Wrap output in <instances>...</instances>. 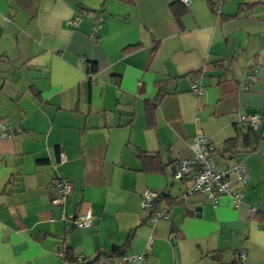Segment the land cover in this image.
I'll use <instances>...</instances> for the list:
<instances>
[{
  "label": "crops",
  "instance_id": "crops-1",
  "mask_svg": "<svg viewBox=\"0 0 264 264\" xmlns=\"http://www.w3.org/2000/svg\"><path fill=\"white\" fill-rule=\"evenodd\" d=\"M211 1L0 0V123L13 131L0 135V264H67L64 247L77 264H115L106 253L127 242L145 255L131 264H264V0H224L220 15ZM252 112L255 133L237 123ZM198 129L220 166L246 168L238 206L181 198L189 181L172 168ZM57 177L72 184L64 213L89 209L90 227L51 206ZM146 188L169 198L166 219L146 220Z\"/></svg>",
  "mask_w": 264,
  "mask_h": 264
},
{
  "label": "built area",
  "instance_id": "built-area-1",
  "mask_svg": "<svg viewBox=\"0 0 264 264\" xmlns=\"http://www.w3.org/2000/svg\"><path fill=\"white\" fill-rule=\"evenodd\" d=\"M184 5H188L190 0H180ZM215 10L217 13L221 12V6L224 0H213ZM82 14H77L67 20V25L71 28H78L81 22ZM98 25L92 27L89 36L95 38L96 29ZM87 78L92 79L93 75L90 72L86 74ZM247 81L242 84V89H249L250 86L256 81V68H251L247 74ZM191 92L196 95L202 94V89L193 84ZM261 122V115L257 112L240 114L237 123L256 129ZM1 137H10L12 129L10 126L6 129L0 123ZM214 146L201 130H196L192 137L191 155L180 158L174 167L172 173L173 179L182 180L187 179L189 186L182 192L181 198L187 199L196 195H203L207 201L213 205L218 204L223 196H228L231 200L232 206L236 207L242 199V188L245 186L248 173L242 163H236L233 166H220L214 159ZM60 162L64 161V154L60 153ZM237 174V182L234 183L231 179V174ZM72 192V184L68 179L57 177L51 186L50 204L53 207H62L61 218L68 219L71 223L79 228H87L92 225V213L89 209L79 214H65L63 206ZM159 193L153 189L146 188L142 191L140 196V209L145 213L146 220L153 224L158 220H164L168 217L169 206L156 204ZM249 215L254 216L257 214V208H250ZM264 218V209L261 210ZM245 256L244 252H238L237 257L239 260ZM144 253L140 254H124L116 259L115 264H131L141 262L144 260ZM89 264H108L102 258L93 260Z\"/></svg>",
  "mask_w": 264,
  "mask_h": 264
},
{
  "label": "trees",
  "instance_id": "trees-1",
  "mask_svg": "<svg viewBox=\"0 0 264 264\" xmlns=\"http://www.w3.org/2000/svg\"><path fill=\"white\" fill-rule=\"evenodd\" d=\"M119 1L125 2V3L131 2V0H119ZM210 5H211L210 7H211L214 14H216V15L221 14V12L220 13L216 12L213 0L210 2ZM240 12H241V9L238 10L237 14H239ZM158 102H159V99H156L155 101H153V103H151V104H149V106H147L148 109L150 106L157 105ZM248 131H250V132L252 131L253 133H255V130L252 128H249V127H248ZM247 137L248 136L246 135L245 140L247 139ZM258 139H259V136L255 135V140L258 141ZM228 143L230 144V146H234V144H235V142L233 140L228 141ZM249 149H256V144L253 145L252 147H250ZM139 157L143 162V167L145 170L155 171V172L162 170L163 165L160 161V158L157 155L142 153V154H139ZM163 199L164 200L168 199V201H170L166 195L162 194V195H159L158 199L156 200V204H159L161 202V200H163ZM127 247H128V242L124 243L122 245H119V246H112L111 249L106 254L109 257L118 258V257L125 254ZM62 257L66 261L67 264H77L78 263L77 258L73 257V255L70 254L69 249L66 247H64L62 249ZM98 258H100V257L98 256L96 259H98Z\"/></svg>",
  "mask_w": 264,
  "mask_h": 264
},
{
  "label": "water",
  "instance_id": "water-1",
  "mask_svg": "<svg viewBox=\"0 0 264 264\" xmlns=\"http://www.w3.org/2000/svg\"><path fill=\"white\" fill-rule=\"evenodd\" d=\"M172 171H174V167L172 168Z\"/></svg>",
  "mask_w": 264,
  "mask_h": 264
}]
</instances>
